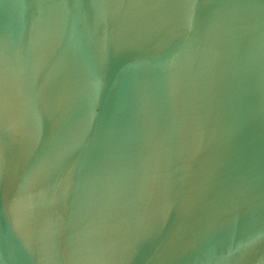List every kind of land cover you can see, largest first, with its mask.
<instances>
[{"label":"water","instance_id":"95a60500","mask_svg":"<svg viewBox=\"0 0 264 264\" xmlns=\"http://www.w3.org/2000/svg\"><path fill=\"white\" fill-rule=\"evenodd\" d=\"M0 264H264V0H0Z\"/></svg>","mask_w":264,"mask_h":264}]
</instances>
